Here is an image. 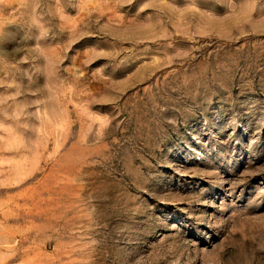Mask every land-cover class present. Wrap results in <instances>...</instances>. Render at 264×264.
<instances>
[{
  "label": "rangeland",
  "instance_id": "rangeland-1",
  "mask_svg": "<svg viewBox=\"0 0 264 264\" xmlns=\"http://www.w3.org/2000/svg\"><path fill=\"white\" fill-rule=\"evenodd\" d=\"M0 264H264V0H0Z\"/></svg>",
  "mask_w": 264,
  "mask_h": 264
}]
</instances>
